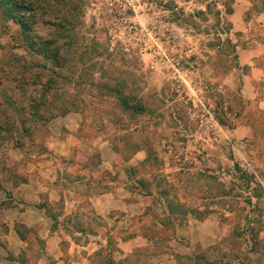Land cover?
I'll return each mask as SVG.
<instances>
[{"label": "rangeland", "instance_id": "rangeland-1", "mask_svg": "<svg viewBox=\"0 0 264 264\" xmlns=\"http://www.w3.org/2000/svg\"><path fill=\"white\" fill-rule=\"evenodd\" d=\"M73 1L58 70L25 53L21 26L0 7V124L11 126L0 132V264H114V234L145 229L150 246L172 250L186 244L172 230L186 220L195 234L201 222L218 231L200 264H264V110L230 74V0H142L158 56L109 25V0ZM52 29L32 25L40 36ZM22 66L61 74L38 112L29 99L40 90L24 96L12 81ZM118 187L144 198L142 218L116 225L94 212L91 199Z\"/></svg>", "mask_w": 264, "mask_h": 264}, {"label": "crops", "instance_id": "crops-1", "mask_svg": "<svg viewBox=\"0 0 264 264\" xmlns=\"http://www.w3.org/2000/svg\"><path fill=\"white\" fill-rule=\"evenodd\" d=\"M223 14L226 15V13ZM226 17L230 22L229 39L235 45L237 54L236 65L230 74L232 76L234 74L237 79L240 78L239 92L246 103H257L258 108L264 110V0H230V10ZM123 186L125 187L126 184ZM127 191L123 187H118L111 192L92 198L91 204L94 212L116 225L124 222L122 221L125 218L124 214L129 218L137 216V220L142 218L147 209L144 198L138 201H128L130 194ZM183 223L179 225L174 223L172 230L176 237L182 238L180 240L182 242L185 240L186 244L172 250L165 248L157 250L155 245L154 248L153 244L150 246L152 242L147 239L150 236L145 229L132 234L127 240L122 239L117 233L114 234L115 248L110 249V251L113 250L112 262L124 264V259L128 260L136 256L138 260H135V264H198L201 260L196 257L197 252L214 244L218 240V231H207L204 228L205 222H201L199 228L196 227L195 234V225L192 221L186 220V223ZM34 224L35 221H32L29 226ZM44 238L46 244H53L52 233L46 234ZM147 246L149 249L143 250ZM262 252L264 257V248L256 250L258 254Z\"/></svg>", "mask_w": 264, "mask_h": 264}, {"label": "trees", "instance_id": "trees-1", "mask_svg": "<svg viewBox=\"0 0 264 264\" xmlns=\"http://www.w3.org/2000/svg\"><path fill=\"white\" fill-rule=\"evenodd\" d=\"M0 7L10 20L21 26L23 42L29 50L28 53L27 51L25 53L40 56L44 62H50L54 67L53 70H58L65 62L64 54H67V49L71 46L72 27L76 23L74 12L77 9V4L73 0H0ZM38 20L50 25L53 28L52 32L45 36L35 34L32 25ZM37 66L39 69L46 68L45 65ZM21 69L24 70L20 73V79L18 77L16 79V74L11 72L12 81L24 96L27 95L29 86L37 87L40 90L36 98L31 96L29 99V107L33 112H38L39 108L46 103L44 94H46L47 86L58 80V76L60 77L61 74L48 69L41 73H33L31 69L24 66ZM19 81H21V85H18ZM125 107L131 108L135 113L143 110L139 107H130L126 103ZM12 127L14 128V126ZM7 128L11 129V126L7 123L0 124V132H5Z\"/></svg>", "mask_w": 264, "mask_h": 264}, {"label": "built area", "instance_id": "built-area-1", "mask_svg": "<svg viewBox=\"0 0 264 264\" xmlns=\"http://www.w3.org/2000/svg\"><path fill=\"white\" fill-rule=\"evenodd\" d=\"M141 2L142 0H109L106 3L109 25L125 32L127 37H132L140 54L158 56L159 42L152 24L145 25L139 20Z\"/></svg>", "mask_w": 264, "mask_h": 264}]
</instances>
